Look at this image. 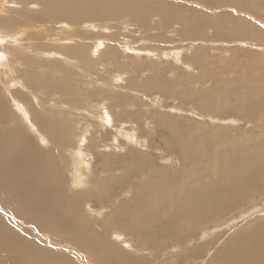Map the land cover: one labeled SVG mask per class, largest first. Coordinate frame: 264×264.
Listing matches in <instances>:
<instances>
[{
	"label": "bare ground",
	"instance_id": "1",
	"mask_svg": "<svg viewBox=\"0 0 264 264\" xmlns=\"http://www.w3.org/2000/svg\"><path fill=\"white\" fill-rule=\"evenodd\" d=\"M6 2L0 1V32L4 33L2 29L12 24H16L18 27V23L25 28L19 27L16 33H10L9 37L6 38L7 42L0 34V38H2L0 40V46L8 48L7 59L4 58L1 52L2 50H0V78L5 81V83H3L0 80V83L6 89H10L8 85L14 87L19 85L21 87V91L16 93L23 98L22 101L24 104H28V109L26 108L24 111L25 116L28 117L29 123L34 131L42 135V139L45 140V144L42 143L45 145V149L38 143L30 141L21 142L19 140L22 139H17L23 138L25 131L23 127H18L22 120L12 114H9L10 116L8 115L9 117L7 118L5 102L8 100L6 101V99H4L5 97L0 89V124L2 121H4V123L6 122V127L8 129L5 130V127H0V210L2 211V208L6 207L5 205L12 206V209L8 210V215L0 212V254L3 256L0 258V264L5 260H11L12 255H16L17 259H19L22 264H31L32 262L27 260L28 257L35 255L36 260H39L41 259L39 256H49L54 251L50 250L42 253V247L37 244V242L29 239H27V241L25 240L26 242L23 241L20 238L22 237L21 232L13 226L12 221L9 219V216H14V214L23 221L32 222L36 229H41L49 233H51V231L56 232V237L64 238L85 251L89 256L92 255L98 264H143L141 258L138 260L135 258L137 261L132 262L125 255L128 251H126V247L121 246L120 243H124L123 245H127L128 247H131V245L123 240V238H126L127 234H129H126L124 231H131L137 236L140 242V249L146 248V246H144L146 241H149L151 246L154 247H162L167 243L170 245V248L172 245L176 244H182V247H184L183 244H187L196 232H200L206 226L218 224L223 220H227V216H232L234 212L242 208L246 202H249L253 197L255 198L259 187L264 189V149L262 147L264 143H260V150L254 152V154L257 155L254 157L252 151L249 150H254L253 148L256 143H253L250 148L249 145L251 144L245 142L241 137L244 143L231 148L229 145H226L227 142H225V138L227 137H224V135L227 130L223 127H218L216 129V135H214L216 136L215 138L211 136L210 138L203 137V145H198L193 139L195 135L192 136V128L187 126L188 124H177L166 119L167 121H163V124L165 125V134L167 136L161 139L160 146L158 147L162 149L160 156H158L162 160L159 161L161 164H158L156 161L150 162L149 160L148 164H146L148 156L146 150L150 151L151 147H144V136L146 134L154 136L155 133L153 131L147 132L141 130L145 135H141V138L138 139L136 137V130L134 131L131 128L127 130L125 128L128 123L133 124V122H135L139 128V124H141V120L143 119V112L126 109L127 111L125 110V113H122L120 110L117 115H113L112 112H114V110L111 111L109 109L106 102L107 99L103 97L105 93L99 92V88L103 90H105V88L101 86L96 88L94 87L95 85L83 88L85 81L74 80L72 74L75 71L71 74L73 68V70H81L82 73H84V69L88 70L87 72L90 70L92 73V71L95 72L96 65H104L107 62L115 68H117V66H123V64H120L117 60V44L109 42L105 50L100 55H97V47L87 42L89 32L80 30L76 27L82 26L84 28L83 25H85L87 29L92 27L96 28V20L98 19H114L118 16L123 18L126 16L125 18H128L131 14L135 17V20H143L146 22V24H144L147 29L146 31L150 32L147 38H153L154 41L156 40L164 43L169 41L173 42L170 38H175V36L168 35L166 32L151 31L161 28L171 29V27H174L171 29L172 32L177 31L179 36H183L180 38V41H191V43H193L195 38L201 36L200 30L207 25L208 14L204 10L202 13L200 9L191 7V5L194 6L192 3H198L204 7L211 8L231 7L240 11L242 9L237 2L228 3L223 1L221 3L219 0H174L172 7L168 5L167 0H94L91 2H77L74 0H18V2H10L20 3L22 7L14 9V7L12 8L9 6L11 10L8 11L5 9ZM32 4L36 6L40 5V9L42 10L33 11L31 7ZM174 6H176V8L182 7L185 9V14L175 10ZM227 10L228 9L223 13L231 14ZM245 10L247 9H244V11ZM10 12L11 14H19L21 17L15 18L13 16L11 17V15L6 16V14ZM49 17L54 19L59 18L61 22H66L68 25L72 26V28H76L71 31V39H73L74 42H62L59 36L60 31L56 35L50 28L35 20L37 19L38 21L44 22ZM92 17L95 18L94 20L96 23L90 21ZM155 17H158L157 21ZM240 20L243 23H249V21H247L248 19ZM152 21L153 23L151 24ZM51 22L52 21L49 20L45 24L49 23V25H52L53 23ZM61 22H58V24ZM127 22L129 23L130 21ZM132 22L129 23V25H134ZM220 22L214 23V21H212L216 30L219 32H221L224 27ZM122 23L120 25H123ZM216 26H218V28ZM176 27L182 30L180 29V31H178ZM62 30L63 29H61V31ZM168 31L170 32V30ZM120 36L123 35L121 34ZM191 37L193 39H191ZM106 39L112 40L113 43H117L116 36H106ZM98 42L100 43V41ZM49 44H51L52 49H48ZM173 49L175 51L145 49L144 52H148L150 55L154 56L155 58H152L153 60H163L164 58L168 60L171 59L172 62L170 63H173V66L176 67L177 65L174 64L175 59L179 62L181 58L178 56L177 50L179 49ZM92 52L94 56L97 55L95 58L91 56ZM52 54H55L58 58H54L55 56ZM193 55L194 56L188 61L183 59L182 63L192 69H203L201 72L203 77L196 79V81L193 80L194 82L198 83L199 81H203L202 79L206 80V78H208L207 75L216 77V80L219 79L220 73L218 71L211 70L212 73L208 74L207 65L209 62L204 60L201 50L193 52ZM112 56L114 60L107 61V58L109 59V57ZM23 57L24 59L27 58L26 60L28 63L34 62L37 58L38 60L41 58H52L54 60L66 62L63 67L67 73V78L71 77L72 80L76 81V85H69V83L63 82L59 84L57 88L65 92L63 94L70 95V98L66 101L68 105L49 102V98H46L48 101L44 99L41 100L39 97H36L34 101L29 99L28 93L32 92L30 90L32 87L28 86V83L26 84L24 80L17 81L16 78L12 77L18 70L16 64L20 63V58ZM193 61L198 63L196 68L193 65ZM69 64L73 65L72 69ZM151 64L153 65L154 63ZM3 67L7 72L4 71L5 73H3ZM25 68L26 67L20 69V71H24ZM116 70L121 71L118 68ZM81 72L79 73L81 74ZM152 74L150 73V75ZM67 78L64 77L62 80ZM80 78L83 79V77ZM89 78L88 83L92 84L95 80L91 77ZM99 79L101 80L99 81L102 83L101 85H105L107 88L111 87L112 84L109 79L97 78V80ZM118 79L121 78L118 77ZM130 80H132L130 81V88L134 91L151 88L150 84H144V87L139 89L138 86L140 85L136 83L137 80L133 78ZM208 80L209 79L202 83L207 86ZM194 82L191 83L195 84ZM213 84L212 88L218 85L216 83ZM240 86L243 87L244 85L237 84V89ZM212 88L211 90H206L207 93H196L195 99L196 101L204 100L202 101L204 104L201 107V111L210 114V117H208L214 121L215 119H220L216 118V115H213V113L211 114V112H214L216 109L213 104H215V102L220 103L219 99H222V97L217 96L214 102L212 99ZM160 90H164H162V86ZM229 92L232 94L237 93L232 89H229ZM249 92L246 95L242 94V98H247L246 102H241L239 104L233 103L230 108L240 113V115L243 116L245 120L248 119V121L255 120V118L260 116L264 119V108H262V106H264L263 97L261 96L262 99H259V101H257V99L252 100V94H254V92H252V94H249ZM208 93H211V97ZM36 94L39 96L37 92ZM108 96L109 94H106V97ZM182 96L184 100L190 97L188 95H185V97L184 95ZM14 97L16 96L11 94L12 101L15 103L16 100ZM40 97H42V95ZM134 97H140V95L136 94ZM147 98L145 97V99ZM95 101L100 102L97 103ZM124 102L126 101L123 98L119 104H116L117 107L122 106ZM242 104H244V106H241ZM43 109H47V112H44ZM180 110H182L181 106L174 112L177 113V111ZM217 113L221 115L225 114L224 107H221V110L217 111ZM123 115H128L129 121H127V119H125L126 117L124 118ZM185 115L187 116L189 114ZM53 116L56 117V121L52 119ZM136 116H139L138 119H135ZM129 117H132V119ZM161 117L164 118V114ZM188 118L189 116L183 118L184 122L188 123ZM15 120L16 123L13 124ZM149 124H151L150 121L148 122V125ZM200 125L202 124H199V127ZM203 125L206 126V124ZM205 130L206 128L204 131ZM195 131L197 132V130ZM65 133L71 135L85 133L83 139H79V141L73 144H81V146H72L70 142L73 139L67 137ZM236 133L238 134L239 132ZM157 134L159 138L163 135L162 132ZM231 134L233 135V133ZM203 135L205 136V134ZM180 140H182L183 143L179 150L180 156H178L175 154L177 151H174L173 148L176 147ZM199 140L197 142H199ZM38 141L41 143L40 140ZM84 142L86 143L83 144ZM48 143L51 146H49ZM174 143H176V145H174ZM192 143H196L197 148L203 149L204 152H200L201 150L196 149V152H191L190 154L189 146ZM215 144L219 146L216 148L215 152L212 153L211 147ZM235 144L237 143L234 142V145ZM68 146L70 147L68 148ZM126 147L134 153V157L140 158L139 162L132 165L129 174H137L139 178L143 176L144 179L143 186L135 189L132 201H122L126 191L122 188V183L126 181L124 179L128 174L127 170L119 172L120 175H118L111 169L104 168L102 171L103 178L97 180L98 182L96 181L98 184L95 183L91 190L82 193L78 192V186L83 184L89 166L91 167L95 161H92L93 159L96 158L97 160V156L101 159L105 155L106 158L103 160L105 161L112 158L116 151ZM165 149L169 155L168 159H164L165 155L163 153ZM197 150L199 152H197ZM193 151H195V149ZM87 154H90L92 160L88 158ZM119 154L122 153L120 152ZM174 155L176 157L175 159ZM157 159L158 158H155L154 160ZM65 160L69 162L73 169H71L72 172L69 171L71 176L73 175L72 187L71 190L67 192L65 189L70 185H67L65 182L66 177L63 172L65 169L62 165ZM101 164L103 167L105 166L102 162ZM97 172L99 173V170ZM135 178L138 180L137 176ZM91 200L95 201L96 204L94 203V205H99L100 208L92 207L94 205L90 204ZM105 205L114 208L112 209L114 211L107 214V217L106 214L103 213L104 208H106ZM252 211L253 209L250 212L252 213ZM109 233L113 235L115 241L109 237ZM182 235L184 237H182ZM226 235L227 234H223L224 237ZM216 237L214 238L215 241L212 239L209 242L197 244V246L193 248L194 255L195 252L205 250L206 245L221 241L216 239ZM192 247L193 246H191V248ZM164 250L166 249L164 248ZM208 250L210 252L211 248ZM189 253L191 252L189 251ZM183 254L182 256H184ZM67 255L61 254L60 257L63 260H69ZM171 260L175 261L174 259ZM35 262H33V264H37ZM168 262L169 260L167 263ZM208 263L264 264V218H258L250 223L247 229H242L237 234L228 238L223 249Z\"/></svg>",
	"mask_w": 264,
	"mask_h": 264
},
{
	"label": "rangeland",
	"instance_id": "2",
	"mask_svg": "<svg viewBox=\"0 0 264 264\" xmlns=\"http://www.w3.org/2000/svg\"><path fill=\"white\" fill-rule=\"evenodd\" d=\"M0 1L6 2L8 0H0ZM10 1H17L18 2V0H10ZM10 1L6 2V7H5L6 11L11 10V8L9 6H11L12 8L14 7V9H18L19 7L20 8L22 7V4H20V3L17 4L15 2H10ZM74 1H77V2L78 1H83V2L89 1V2H91L94 0H85V1L84 0H74ZM168 1L169 0H167L168 5L173 7L174 0H170L169 2ZM219 1L221 3L223 1H226L228 3L229 2H233V3L237 2L240 5V8L242 10H240V11L238 9L235 10L231 7H229V8H225V7L214 8V7H212L211 8V7H204L203 5H199L198 3H192L194 6L191 5V7H196L198 9H200V11H202V13L204 10L208 14V22L206 23L207 25L204 26V28L200 30L201 36H199L198 38H195L194 42L192 41L193 43H191V41H185V42L180 41V38H182L183 36L182 37H181V35L179 36L177 34V31L172 32L171 29L174 27H171V29L170 28H161V29H158L155 31H151V32H163V33L166 32L168 35L175 36V38H172V37L170 38L171 40H173V42L172 41H169V42L165 41L167 43H164V42H158L156 40L154 41L153 38H147L149 36L150 32L146 31L147 29L145 28V25H144V24H146V22H144L143 20H141V21L135 20V17L131 14L130 15L128 14L129 15L128 18H125L126 16H124V18L118 16L114 19H107V18H104V19L102 18L100 20L98 19V20H96L97 23L94 20L95 18L92 17V18H90V21H93L96 23V25H97L96 28L92 27V28L87 29V28H85V27H87L85 25H83L84 28L82 26L76 27V28H79L80 30H84V31L89 32V33L87 32L88 36H89L87 39V42H89L90 45H94L97 47V55H100L105 50L106 45L109 42L112 44H117V49H118L117 60L120 64H123V66H117V68L121 71L116 70L117 68L112 66L109 62L105 63L104 65L103 64L96 65V69H95L96 73L93 71L91 73L90 70H89V72H87L88 70H86V69H84V73H82L81 70H79V69L73 70L74 68H73L72 64H69V66L71 69L73 68L71 71V74L75 71L74 72L75 74L74 73L72 74V76L74 77V80L85 81V83H84L85 86L83 85V88L92 87L93 85H95L94 87H96V88H98L100 86L102 88H105V90L99 88V92L105 93V96H103V95L102 96L107 99L106 102H107L109 109L111 111L114 110L115 113L112 112L113 115H115V114L117 115L120 112V110L122 113H125L127 110H136V111L143 112L142 113L143 119L141 120L142 121L141 124H139L140 125L139 128L135 122H133V124L128 123L125 128L127 130L130 128L133 129L134 131L136 130V132H137L136 137L138 139H140L141 135L144 134V132L142 133V131H147V132L153 131L155 133L154 136L144 134L145 136H147V137L144 136V140H143L144 147L145 148L149 147V146L151 147V148L149 147L150 151L146 150L147 154H148L146 164H148L149 161L150 162L156 161L158 164H161V162H159V161H162V160L158 156H160L162 149H160L158 147L160 146L161 139L166 138V136H167L165 134V132H166L165 131V125L163 124V121H167V120H170L171 122H174L177 124L181 123L182 125L188 124L187 126H190L192 128V136L195 135L194 136L195 138L200 139V140L195 139L193 137V139L196 141V143L198 145H203L202 141L205 137L210 138V136H211V137L215 138L216 136H214V135H216V129L218 127H223L227 130L225 135H224V137H227V138H225V142H227L226 145H229L231 148L233 146L236 147V146L240 145L241 143L243 144L244 141L247 142L248 144H251V145H249L250 148L252 147L253 143L254 144L256 143V145H258V146L255 145V147L253 148L254 150H249V151H252V155L254 157L257 156L256 154H254V152L260 150V146H261L260 143H262V144L264 143V137H263L264 136V119H263V117L260 116L258 118H255V120L248 121V119L245 120L244 117L240 115V113H238V112H236L230 108L231 104H233V103L239 104L241 102H246L247 98L246 97L242 98V94L246 95L249 91L254 92V94H252V92H249V94L250 93L252 94V97H253L252 100L257 99V101H259V99H262V97L264 99V0H219ZM31 7H32L33 11L42 10V9H40L41 8L40 5L36 6V5L32 4ZM178 8H180V9H178ZM178 8H176V6H174L175 10H178L179 12L185 14V12H186L185 9H183L182 7H178ZM226 9H228L227 11H229L231 14H224L223 12ZM244 9H247V10L244 11ZM7 15H11V17L13 16L15 18L21 17L19 14H11V12L6 14V16ZM209 17L212 21H214V23L221 21L222 23L220 22V24H223L222 26H224L225 28L223 27V30L221 32L216 30L214 23H212V21L209 19ZM157 18L158 17H155L156 21H157ZM240 19H245V20L248 19L247 21H249V23L248 22L243 23V22H241ZM35 20L37 22L41 23L42 25L50 28L51 31L53 33H55L56 35L60 31L59 36H60V39L62 42H65V43L66 42H74V40L71 39L72 38V32L71 31L75 30L76 28H72V26L68 25L66 22H61V19H59V18L54 19L52 17H49L44 22L38 21L37 19H35ZM49 20L52 21L51 22V23H53L52 25H49V23L45 24ZM132 20H133V22H132ZM125 21L126 22L130 21L129 23L132 22V24H134V25L131 26V25H129L128 22L126 23ZM134 21H137V22H134ZM153 21L151 22V24L153 23ZM58 22H61V23H59L60 25L58 24ZM121 23L123 25H120ZM19 24L20 23H18V27L16 24H12L10 26H13V27L8 26L7 28L2 29L3 30L2 32H4V33L0 32V34H1V36H3V38H5L4 40L6 42H7L6 38L9 37L10 33H16L19 30V27L25 28L24 26H22L21 24L19 25ZM61 24H64V25H61ZM59 26H60V28H59ZM216 27L218 28V26H216ZM176 28L178 29V31H180V29H181L179 27H176ZM61 29H63V30L61 31ZM168 30H170V32ZM121 34L123 36H120ZM106 36H116L117 37V39H116L117 43H113L112 40H107ZM1 39L2 38H0V40ZM177 39H179V40H177ZM191 39H193V38L191 37ZM98 41H100V43ZM45 42H47V41H45ZM121 44H122V46H121ZM48 46H49L48 49H52L51 44H49ZM0 48H1L0 50H2L1 52L4 56V58L7 59L8 48H4V46H0ZM173 48H178L180 50V51L179 50H177V51H178V56L181 58V61L177 62L175 59L174 64L177 65L176 67L173 66V63H170V62H172L171 59L168 60V59L164 58L163 60H159V59L153 60L152 58H155L154 56L150 55L148 52H144L145 49H151V50L164 49V51H175ZM199 50L202 51L203 56H204L203 57L204 60H207V62H209L207 65L208 74L212 73L211 70L218 71L220 73V77H218L219 79L216 80L215 79L216 77H213L212 75H210V76L207 75L208 78H206V80L202 79L203 81H199L198 83L194 82V81H196V79H200L201 77H203L201 74L203 69L202 68L198 69V70L194 69V68L192 69L191 67L189 68L186 65H184L182 62H183V59L185 61H188L190 58H192V56H194L193 52H195V51L197 52ZM52 55L55 56V54H52ZM97 55L94 56L93 52L91 54V56L93 58H95ZM132 56H134V57H132ZM54 58H58V57L55 56ZM20 59H19L20 63L16 64V66H18V70L13 74L12 77L16 78L17 81L18 80H20V81L24 80V82L26 84L28 83L27 84L28 86L32 87L30 89L32 92L28 93L29 99L34 101L36 99V97L41 98V100H43V99L47 100L49 98L48 99L49 102L67 104L66 101L68 100V98H70V95L63 94L65 92H62V91L58 90V88H57V86L63 82H65V83L67 82V83H69V85H72V84L76 85V81L72 80L71 77L67 78V75H66L67 73L65 72L64 67H63V65H65L66 62H62V60H54L52 58H49V59L48 58H41L39 60L37 58V59H35L34 62L28 63L26 60L27 58L24 59V57H23ZM113 60H114L113 56L109 57V59L107 58V61H113ZM194 61H196V60H194ZM151 63H154V64L152 65ZM197 64H198L197 62L193 63L195 68H196ZM102 65L105 67H103ZM4 67H5V65H4ZM4 67H3V73L7 72L5 70L6 67L5 68ZM24 67H26L24 70L25 72L20 71V69H24ZM79 72H81V74ZM150 73L151 74L153 73V74L150 75ZM87 74H88V76H87ZM33 76H35V77H33ZM184 76H185L186 80H185ZM64 77H66L67 79L62 80ZM80 77H83V79H81ZM89 77H91L93 80H95V81H93L92 84L88 83V81H89L88 79H90ZM118 77H120L121 79H118ZM97 78L109 79L111 84H112L111 87L107 88L105 85H101L102 83L99 82L101 80L100 79L97 80ZM132 78L137 80L136 83L138 85H140V86H138L139 89L144 87V84H150L151 88H148L145 90L141 89L139 91L138 90L137 91L132 90V88H130V81H132L130 79H132ZM207 79H209V80H208V84L206 86V84H204L202 82L207 81ZM0 80L3 83H5V81L3 79L0 78ZM28 80H30V81H28ZM183 82H185V83H183ZM191 82H194L195 84H193ZM162 83H164V84H162ZM213 83H216L218 85L215 88H212L214 85ZM237 84H241L244 86L243 87L240 86L237 89V87H236ZM158 85H159V87H158ZM160 85L162 86V90L164 89L163 91L160 90L161 89ZM8 86H10V89H6L0 83L1 93L4 95V97H5L4 99H6V101L8 100L7 102H5L8 105V108H7V105L5 104V107H6L5 110L7 109L6 110L7 118L11 114L14 115L15 117L16 116L19 117L22 120L20 123L23 126L20 124V126H18V127H23L25 129L24 134H23L24 140H23V138H17V139L18 140L22 139V140H19L21 142L30 141V142L38 143V144H40V146L42 145V148L45 149V145H43V144H45V140L42 139L43 138L42 135L40 133L34 131L33 127L29 123L28 117L25 116L24 111L26 110V108L28 109V107H27L28 104H24L22 101L23 98H21V96L18 93H16L18 91H21V87L19 85H16L15 87L11 86V85H8ZM155 87H156V89H155ZM247 87H249V88H247ZM211 88L213 89V91H212V97L213 98L212 99L214 100V102H215V100H216L215 98L217 96L222 97V99L221 98L219 99L220 103L215 102V104H213V105H215L216 109L214 112H211V114L213 113V115H216V118H219L220 120L215 119L214 121H212L211 118H209L210 114L201 111V107L204 104V103H202V101H204V100H197L196 101V99H195L197 94L202 93V92L207 93V91L209 89L211 90ZM107 89H108V91H107ZM229 89H232V90L236 91L237 93L232 94L229 92ZM147 90H148V92H147ZM117 91H119V92H117ZM36 92L39 94V96L36 94ZM43 92H44V94H43ZM11 94L16 96V97H14L16 100L15 103L12 101ZM45 94H46V96H45ZM106 94H109V96L106 97ZM136 94L140 95V97L135 98L134 96H136ZM41 95H42V97H40ZM182 95H184V97H185V95L190 96L187 99L188 101L184 100ZM223 95H224V97H223ZM209 96L211 97V93L209 94ZM145 97L146 98L148 97L149 99L148 98L145 99ZM123 98L125 99L126 102L122 103L123 104L122 106L117 107L116 104H119V102ZM99 99H101V98H99ZM189 100H191V101H189ZM192 100H194V101H192ZM173 101H174V103H173ZM209 101H211V100H209ZM95 102L99 103L100 101H95ZM180 106L182 107V110L177 111V113L174 112L177 110V108H180ZM241 106H244V104H242ZM64 107H66V106H64ZM221 107H224L225 114L221 115V114L217 113V111L221 110ZM262 108H264V106H262ZM43 111L47 112V109H43ZM163 114H164V118L161 117V116H163ZM185 114H189V115H187V116H189V118H188L189 122L188 123L184 122V120H183V118L187 117ZM204 115H206V116H204ZM123 117L124 118L126 117L125 119H127V121H129L128 115H123ZM138 117L139 116H136L135 119H138ZM129 118L132 119V117H129ZM52 119H54V121H56V117L53 116ZM57 120H58V118H57ZM149 121L151 124L148 125ZM13 122H14L13 124H15L16 120ZM2 123H4V121H2ZM2 123L0 124V127L1 126L5 127L4 129L8 130L6 127L7 123L6 122L4 124H2ZM134 123L137 126H135ZM129 124H130V126H129ZM199 124H202V125H200V127H199ZM203 124H206V126ZM12 126H14V125H12ZM145 126L146 127L148 126L147 129ZM202 126H203V128H202ZM150 127H151V129H150ZM143 128H145V129H143ZM194 128H195V130H197V132L194 130ZM205 128L207 131L206 130L204 131ZM198 131H200V132H198ZM159 132L163 133V135H161L160 138L158 137V134H157ZM207 132H209L210 134ZM236 132H239V133L237 134ZM202 133L205 134V136ZM231 133H233V135L234 134L235 135L233 136ZM240 133H242V134H240ZM88 134H89V132H88ZM65 135L67 137L73 139L70 142V144L72 146L79 147V146H81V144H78V145L77 144L73 145V144L75 142L79 141V139H83V137L85 136V133H82V134L79 133L76 135H71L69 133H65ZM39 136H41V137H39ZM237 136H239V137H237ZM241 137L243 138L244 141L242 140ZM38 138H41V139H38ZM229 138H231V139H229ZM38 140H40L41 143ZM198 140H199V142H197ZM231 140H233V141H231ZM235 140H237V141H235ZM234 142L237 144L234 145ZM85 143L86 142H84L83 144H85ZM182 143H183L182 140H180L177 145H176V143H174V145H176L175 148L178 150H176L175 148H173V149H174V151H177V152H175V154L178 156H180L179 150L181 149L180 146ZM196 143L190 144V146H189V153L190 154H191V152L192 153L196 152V149H198ZM194 144H195V146H194ZM218 144H215L211 147L212 153L215 152L216 148L219 146ZM48 145H49V143H48ZM49 146H51V145H49ZM69 147L70 146H68V148ZM262 147L264 149V144ZM194 149H195V151H193ZM198 150H201L200 152H204L203 149H198ZM198 150H197V152H199ZM209 151H210V149H209ZM120 152L122 154H119ZM163 154L165 155L164 159L169 158V155H168V152L166 149H165ZM87 155H88V158L90 160H92L90 154H87ZM154 155H156V156H154ZM105 158H106L105 155L101 159H99V156H97V160H96V158L92 160V161H94V160L95 161L93 162L91 167L89 166V169L87 170V172L85 174V177H84L85 180L83 181V184L78 186V192L82 193L84 191L91 190L95 183L98 184L97 180L103 178L102 171L104 170V168H109L115 174H118V175H120L119 172L127 170L128 174L125 176V179H124L126 181H124L125 183L124 182L122 183V186H123L122 188H124V190H126L125 194L123 195L122 201L123 202L132 201L134 198L135 189L143 186L144 179H143V176H141L139 178V175H137V174H133V173L129 174V171L131 170L132 165L134 163H137L140 161V158L134 157V153L130 149H128V147L123 148L119 151H116L115 155L112 156V158L103 161ZM155 158H158V159L154 160ZM175 158L176 157L174 155V159ZM101 162L105 165L104 167L101 164ZM111 164L115 165V166H112ZM62 165H63V168L65 169V170H63L64 175L66 177L65 182L67 185H70V186H67L65 189L67 192V191H70L71 187H72L71 185H72V181H73V175L71 176L70 172H72L73 169H72L71 165L69 164V162L66 160L64 161V163H62ZM98 170H99V173L97 172ZM91 172H92V174H91ZM96 174H99V175H96ZM136 176L138 177V180H137V178H135ZM80 186H82V187H80ZM260 190H264V189L259 187L255 198L253 197L249 202H246L247 204L245 203L243 206L245 208H243V207H242L243 209L239 208L237 211L234 212V214L232 216H227V218H226L227 220H223L218 224H212V225L206 226L200 232H196L195 235L190 238V240L187 242V244H183L185 248L182 247V244L172 245L170 248V245L168 243L165 246L163 245L162 247H154V246H151L149 241H146V243L144 244V246H146V248L143 246L144 248L140 249V242L137 239V236L133 232L128 231V230H127V232L124 231L126 234L127 233H129V234H127L126 238L124 237L123 240L128 242L131 245V247H128L127 245H123L124 243H120V244H121V246L126 247V251H128V252L125 255L132 262H136L139 258H141L143 264H165V263L166 264H209L208 262H210L223 249V246H224L225 242L228 240V238L237 234L242 229H244V230L247 229L249 227L250 223L257 220L258 218H260V219L264 218V191H260ZM126 200H128V201H126ZM94 203L96 204L95 201L91 200L90 204L94 205ZM107 204H108V202H107ZM5 206L8 209L6 207H3L2 211L0 210V212H3L6 215H8V213H9L8 210L12 209V206H10V205H8V206L5 205ZM92 207L100 208L99 205H96V206L94 205ZM105 207L106 208H104L103 213H105L106 217H107V214H110L111 212H113L114 210H112V209H114V208H111L108 205H105ZM109 208H111V209H109ZM256 208H257V210H256ZM252 209L254 212L252 211V213H251L250 211ZM248 211L250 212V215H249ZM9 217H10L9 218L10 221H12L13 226L21 232L22 237H20V238L23 241H25V240L27 241V239H29V240L37 242V244H39L42 247V251H43V252L41 251L42 253L48 252L50 250H54L53 253L49 256H46V255L39 256V254H38V256L41 258L39 260L37 259L38 261L36 260L35 255L28 257L27 260L29 262H32L31 264H33V262H35V261H36L35 263H37V264H98L97 261L94 260V257L92 255L89 256L85 251H83L79 247H76L74 244L68 242L64 238L56 237L57 236L56 232L51 231V233H49V232L43 231L41 229H36L32 222H30L31 223L30 224L29 222L23 221L20 218H18V216H16L15 214H14V216H9ZM99 223H101V222H99ZM222 233L227 234V235L224 237ZM218 234H220V235H218ZM108 235L112 240H114L112 234L109 233ZM182 237H184V236L182 235ZM215 237H216V239H219L221 241H218L217 243H213V244L210 243V245H206L205 250L195 252V255H194L193 248H195L197 246V244L199 245L200 243H203V242H209L212 239H214ZM214 241H215V239H214ZM137 244H138V246H137ZM215 244H216V246H215ZM191 246H193V247L191 248ZM117 247H119V246H117ZM166 247H168V248H166ZM209 247L211 248L210 252L208 250V249H210ZM135 248H136V250H135ZM164 248L166 250H164ZM189 249H191V250H189ZM183 251H185L187 253H185ZM189 251L191 253H189ZM61 254H63V255L68 254L67 256L69 257V260L68 259L63 260L60 257ZM182 254L184 256H182ZM171 256H173V257H171ZM191 256L194 258H192ZM2 257L3 256L0 254V258H2ZM11 257H12L11 260H5L4 262H2V264H22L21 261L19 259H17L16 255H12ZM171 259H174L175 261H173ZM168 260H169V262L167 263Z\"/></svg>",
	"mask_w": 264,
	"mask_h": 264
}]
</instances>
